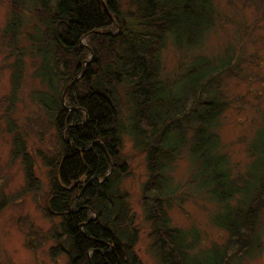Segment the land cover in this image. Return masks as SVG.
Wrapping results in <instances>:
<instances>
[{
    "label": "trees",
    "instance_id": "obj_1",
    "mask_svg": "<svg viewBox=\"0 0 264 264\" xmlns=\"http://www.w3.org/2000/svg\"><path fill=\"white\" fill-rule=\"evenodd\" d=\"M9 6L11 19L2 30L13 33L6 45L7 57L14 56L7 130L12 129L6 115L16 100L26 53L35 61L32 76L40 84L29 99L59 143L54 155L41 158L48 179L42 212L52 221L55 240L49 254H65L67 264H140L133 249V215L118 189L126 174V164L119 161L120 85L130 87L131 134L145 150L148 176L142 189L152 191L144 199L145 217L160 264H192L190 251L197 242L195 233L169 226L162 205L165 171L181 152L193 166L194 187L221 205L212 223L246 252L255 240L251 232L264 199V123L252 141L251 168L244 176L230 177L217 126L227 104L221 77L231 71L235 54L216 63L197 54L172 80L159 76L158 52L167 37L176 49L191 50L214 27L212 0H10ZM22 11L31 24L24 46L18 47ZM145 132L152 140L144 139ZM9 156H19L25 187L36 190L38 179L19 132L12 134ZM229 255L226 246L208 252L211 264H226Z\"/></svg>",
    "mask_w": 264,
    "mask_h": 264
},
{
    "label": "rangeland",
    "instance_id": "obj_2",
    "mask_svg": "<svg viewBox=\"0 0 264 264\" xmlns=\"http://www.w3.org/2000/svg\"><path fill=\"white\" fill-rule=\"evenodd\" d=\"M9 2L0 0V264H67L65 254H49L55 240L51 237L52 221L42 212L48 179L41 158L54 155L59 143L54 128L45 122L40 109L29 99L30 91L40 84L32 76L35 61L26 53L22 55L23 72L16 100L6 115L11 119L12 129L8 131L6 127L4 114L10 104L9 77L14 58L7 57L6 48L13 33L2 32L11 19ZM212 2L217 22L199 46L191 50L176 49L167 37L158 52L159 76L162 80H172L197 54L207 56L213 63L224 61L230 53L235 54L229 64L231 73L221 77L220 89L227 104L220 115L217 133L219 151L227 156L229 176H244L254 160L250 151L256 149L255 144L252 145L255 132L264 123V0ZM27 16L22 11L19 29L15 33L18 47L24 46V32L31 24ZM109 30L111 33L116 31L114 27ZM236 60L238 69L233 64ZM129 91L127 85H120L117 89L122 128L119 161L126 164V174L120 177L118 189L125 192L133 215L132 226L137 230L133 249L140 264H160L156 257L159 250L155 239L150 236L151 222L145 217L144 199L151 197L152 191L142 189L148 176L145 150L131 134L134 122L131 100L127 95ZM14 132H19L32 159L38 179L36 190L26 189L19 156H9ZM145 136L144 139L149 138L148 134ZM192 172L193 166L181 152L165 171L167 194H164L166 201L162 202L169 226L196 234V246L190 251L192 264H211L209 250L221 246H226L230 254L226 264H264V199L251 232L255 240L243 253L227 241L223 229L212 223L213 215L220 211L221 205L194 187ZM238 197L234 196L229 204L235 203ZM56 221L55 217L53 222Z\"/></svg>",
    "mask_w": 264,
    "mask_h": 264
}]
</instances>
